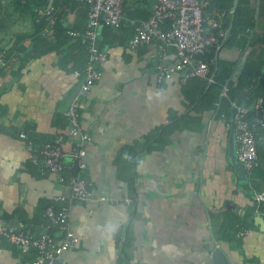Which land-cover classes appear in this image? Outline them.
<instances>
[{
  "label": "crops",
  "instance_id": "crops-1",
  "mask_svg": "<svg viewBox=\"0 0 264 264\" xmlns=\"http://www.w3.org/2000/svg\"><path fill=\"white\" fill-rule=\"evenodd\" d=\"M153 2L124 0L125 19L120 25L97 29L98 47L107 59L80 111L81 127L90 136L84 176L90 182L91 196L71 204L69 222L77 243L62 253L61 264H212L216 244L230 264H264V224L258 220L264 221V213L250 210L257 206L252 193L264 190V180L260 169L247 174L233 166L228 145L232 128L211 109L191 110V115L200 116L198 129L176 130L162 149L143 153L134 166L131 188L132 155L142 150L143 135L167 122L170 112H185L206 86L195 78L182 84L175 72L157 82L158 43L129 45L134 29L126 19L147 18ZM202 2L209 15L233 4V0ZM249 2L257 20L255 31L260 34L264 0ZM48 3L57 13L55 29L73 38L67 44L16 40L19 35H33L35 22L45 24L37 0L21 3L1 29L0 53L5 58L0 60V219L10 226L21 220L42 222L47 204L58 207L69 196L67 184L40 174L27 160L25 144L18 137L25 131L36 140L59 139L64 149L69 147L64 111L69 94L82 78L75 72L87 60L85 46L76 39L80 36L71 32L84 29L87 4L75 0ZM237 41L217 51L221 60H239L232 80L243 66L241 39ZM248 53L264 72V44L257 42ZM175 58L170 46L164 62L170 65ZM249 91L241 88L235 100L250 106ZM258 145L264 147V136ZM64 162L69 163V157ZM232 214L239 218L255 215L247 225L252 233L236 236L237 229L229 220ZM34 254L0 244V264H28Z\"/></svg>",
  "mask_w": 264,
  "mask_h": 264
},
{
  "label": "built area",
  "instance_id": "built-area-1",
  "mask_svg": "<svg viewBox=\"0 0 264 264\" xmlns=\"http://www.w3.org/2000/svg\"><path fill=\"white\" fill-rule=\"evenodd\" d=\"M28 4L29 0H19ZM49 0H37L45 21L42 34L56 22L57 13ZM87 4V22L79 35L87 53L86 63L76 76H81L77 93L69 102L64 117L67 122L69 147L64 149L59 139L39 141L20 131L18 137L26 147L27 160L40 174L50 175L53 181L65 183L69 188L68 200L55 207L47 204L42 212V222L21 220L10 226L0 219V244L2 242L17 246L21 253L35 254L28 264H61L62 253L76 246L77 238L70 226V207L75 201H85L91 196L90 182L84 176L85 146L89 134L80 124V111L83 101L102 75L107 54L98 47L97 29L100 25L117 27L124 18V0H75ZM228 12L216 15L205 12L202 0H154L151 13L147 18H127L134 32L129 39L132 47L156 41L158 43L156 81L161 82L170 73H177L180 83L189 79H199L205 83L214 82L213 65L216 56L210 46L218 48L226 36ZM172 46L175 61L168 65L164 62L167 49ZM5 58L0 53V60ZM264 79V72L254 77ZM228 88L223 86L220 96L227 97ZM230 114L220 113L232 128L234 151L237 160L247 174L260 168L257 154L258 140L264 136V105L261 98L252 100L251 105L243 101L230 100ZM69 157V163L64 158ZM57 199V198H56ZM253 201L264 204V190H254ZM251 227L239 228L236 236L251 234ZM219 244H216L218 247Z\"/></svg>",
  "mask_w": 264,
  "mask_h": 264
},
{
  "label": "trees",
  "instance_id": "trees-1",
  "mask_svg": "<svg viewBox=\"0 0 264 264\" xmlns=\"http://www.w3.org/2000/svg\"><path fill=\"white\" fill-rule=\"evenodd\" d=\"M232 3V1H231ZM231 4L225 9V11L230 12ZM231 18L227 20L226 23V36L222 40L221 45L218 48L214 46L211 51L214 52L216 56L215 64L213 65V79L214 82L206 83V86L200 96L193 101V105L188 108L185 112L181 114H176L170 112L168 121L153 128L143 135V147L139 153H133L132 155V166L133 173L130 178L131 188L133 185V179L135 176L134 166L138 162L140 156L143 153L150 152L153 150L162 149L169 143V138L172 132L184 129H198L200 125V116L191 115L189 112L191 110L195 112H201L204 109H211L215 117H218L220 113L228 114L230 111V100L236 98V94L241 88L250 89L248 94V101L250 99L261 98L264 105V79L258 81L254 80V77L259 75L261 68L254 65L253 61L249 56V49L253 47L257 42L264 44V29L259 34L255 31L256 27V17L254 10L250 7L249 0H238L234 14L230 13ZM45 24L43 22H35L36 30L31 36L19 35L16 37L18 42L24 39L30 38V44H67L73 38L67 34V32H62L56 30L55 26L52 25L48 32L42 34V29ZM241 39V59H243V66L236 80H232V74L234 72L235 66L239 60L236 61H224L217 57V51L223 46L230 45L238 42L237 39ZM80 44V39L76 38ZM240 59V60H241ZM223 86H227L228 93L227 97L220 96V91ZM257 154L260 160V176L264 180V147L258 145L257 143ZM133 191V190H132ZM264 204H255L250 208L252 212L255 208L258 211L264 213ZM233 215V214H232ZM231 217L230 223L234 229L247 227L248 221H254L255 215L249 216L244 215L242 218L233 215ZM264 217V215H263ZM125 240L122 242L124 245ZM123 247V246H122ZM122 247L120 248V253L122 258L126 259Z\"/></svg>",
  "mask_w": 264,
  "mask_h": 264
},
{
  "label": "water",
  "instance_id": "water-1",
  "mask_svg": "<svg viewBox=\"0 0 264 264\" xmlns=\"http://www.w3.org/2000/svg\"><path fill=\"white\" fill-rule=\"evenodd\" d=\"M238 0H233V4L230 8V13L234 14L236 6H237ZM79 88V84L75 87V89L69 94L67 98V102H70L71 99L74 97V95L77 93ZM229 155L231 156V162L235 168H238L239 170L242 169L241 164L237 160L236 156L234 155V140H233V134L231 133L229 136ZM258 220L264 224V221L261 217L258 218ZM211 260L212 264H230L227 255L225 252L218 246L215 247L211 252Z\"/></svg>",
  "mask_w": 264,
  "mask_h": 264
},
{
  "label": "rangeland",
  "instance_id": "rangeland-1",
  "mask_svg": "<svg viewBox=\"0 0 264 264\" xmlns=\"http://www.w3.org/2000/svg\"><path fill=\"white\" fill-rule=\"evenodd\" d=\"M22 6L19 0H0V35L4 32L1 29L6 28L2 27L4 22L10 18L13 19V15H15L14 11L20 9Z\"/></svg>",
  "mask_w": 264,
  "mask_h": 264
}]
</instances>
